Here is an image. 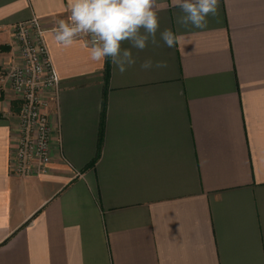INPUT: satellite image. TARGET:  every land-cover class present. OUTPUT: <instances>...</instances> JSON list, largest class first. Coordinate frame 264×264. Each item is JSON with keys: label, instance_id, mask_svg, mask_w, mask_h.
<instances>
[{"label": "crops", "instance_id": "0c3cea01", "mask_svg": "<svg viewBox=\"0 0 264 264\" xmlns=\"http://www.w3.org/2000/svg\"><path fill=\"white\" fill-rule=\"evenodd\" d=\"M158 2L176 46L133 50L121 75L55 41L67 0H0V70L37 18L60 78L51 162L27 177L9 167L19 101L0 95V264H264V0H219L204 29Z\"/></svg>", "mask_w": 264, "mask_h": 264}, {"label": "clouds", "instance_id": "9594fccd", "mask_svg": "<svg viewBox=\"0 0 264 264\" xmlns=\"http://www.w3.org/2000/svg\"><path fill=\"white\" fill-rule=\"evenodd\" d=\"M219 0H172L182 15L177 24L188 28L204 29L208 17L217 15ZM67 20L56 22L53 35L57 43L67 47L79 38H86L92 61L110 60L114 70L123 75L137 63L138 56L149 45L174 48L178 36L170 29L160 30L158 0H67ZM159 32V38L157 33ZM144 70L164 69L166 60H143Z\"/></svg>", "mask_w": 264, "mask_h": 264}, {"label": "built area", "instance_id": "2783aa9c", "mask_svg": "<svg viewBox=\"0 0 264 264\" xmlns=\"http://www.w3.org/2000/svg\"><path fill=\"white\" fill-rule=\"evenodd\" d=\"M45 33L37 18L14 24L18 62L0 70V95L8 86L19 101L17 143L9 167L11 173L23 177L45 171L51 162L53 127L47 108L50 100L58 99L60 78Z\"/></svg>", "mask_w": 264, "mask_h": 264}, {"label": "trees", "instance_id": "16d2710c", "mask_svg": "<svg viewBox=\"0 0 264 264\" xmlns=\"http://www.w3.org/2000/svg\"><path fill=\"white\" fill-rule=\"evenodd\" d=\"M106 71H107V74H106V76H108V64H107V69H106Z\"/></svg>", "mask_w": 264, "mask_h": 264}]
</instances>
